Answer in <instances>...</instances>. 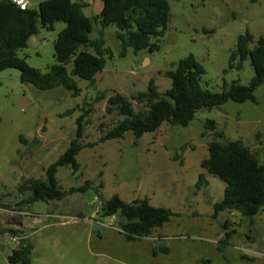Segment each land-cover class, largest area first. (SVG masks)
Wrapping results in <instances>:
<instances>
[{"label": "rangeland", "instance_id": "obj_1", "mask_svg": "<svg viewBox=\"0 0 264 264\" xmlns=\"http://www.w3.org/2000/svg\"><path fill=\"white\" fill-rule=\"evenodd\" d=\"M41 1L27 0L28 8L36 9ZM80 1L90 4L85 13L93 26L89 38L95 39L100 1ZM168 1L170 20L157 42L159 49L134 54L128 48L121 57L117 29L108 27L105 48L113 57L106 58L94 85L73 77L79 89L75 97L63 88L41 91L24 85L17 69L0 72V199L10 206L0 209V232L6 231L0 234V264H9L7 258L17 248L9 230L33 245L31 264H264V211L251 225L234 211L213 217V205L223 198L225 183L200 166L212 138L211 133L201 135L206 120L216 123L225 141H241L264 163V84L254 92L256 103L228 101L197 112L187 127L164 123L139 139L128 132L122 139L97 143L101 131L122 119L116 112H106L107 97L116 92L130 100L135 111L143 109L133 100L136 94L144 92L150 80L165 92L171 82L163 73L190 54L203 66L201 85L211 92H220L224 83L233 81L248 85L253 77L248 60L237 71L228 69V59L237 37L246 30L254 42L264 37V0ZM63 28L57 22L46 31L38 24L37 34L17 57L43 74L49 72L57 64L53 43ZM66 69L70 72L71 63ZM104 91L106 99L95 102ZM82 108H91V113L80 141L97 145L77 155V173L62 167L56 178L65 192L85 181H92V188L59 202L16 206L25 198L17 186L27 179H43L44 170L75 138ZM68 110L74 112L61 117ZM200 175L208 186L197 191ZM100 183L102 188L96 190ZM114 195L124 202L147 200L173 216L149 236L127 241L118 227L119 217H103L101 212V202Z\"/></svg>", "mask_w": 264, "mask_h": 264}, {"label": "trees", "instance_id": "obj_2", "mask_svg": "<svg viewBox=\"0 0 264 264\" xmlns=\"http://www.w3.org/2000/svg\"><path fill=\"white\" fill-rule=\"evenodd\" d=\"M99 1L102 8L95 18L99 25L98 37L90 39L93 26L91 19L84 13V9L88 7L86 2L44 0L38 3L36 9L20 10L11 0H0V72L8 68L17 69L24 85H31L41 91L63 88L75 97L79 89L73 77L94 85V76L103 71L106 58L113 57L111 50L105 48L104 31L108 27L114 26L117 29L115 37L121 45V57L126 55L128 48L134 54L141 51L153 53L159 49L157 42L163 37L170 20L168 0ZM57 22L64 24L53 43L57 64L43 74L27 66L23 59L17 57V52L26 48L29 39L37 34L38 24L46 31H52ZM246 60L253 70V77L248 85L233 81L224 83L220 92H211L201 85L205 75L203 66L190 54L172 64L174 69L163 73L171 82L170 88L165 92H159L154 81L150 80L147 89L136 94L133 100L144 105L139 111H135L131 101L119 93L113 92L106 99L107 92H99L95 102L106 99V112H116L122 119L108 130L101 131L97 143L122 139L128 132L139 139L146 133L157 131L164 123L187 127L197 112L220 108L228 101L256 103L254 92L264 84V37L261 36L254 42V37L248 30L237 37L235 48L229 54L228 69L240 71ZM70 63L71 70L68 72L66 65ZM82 111L76 121L75 138L70 141L63 154L44 170V178L27 179L17 186V193L25 198L16 206L29 207L35 202H59L69 194L85 193L92 188L93 182L85 181L82 186L65 192L56 178L58 168L62 167L77 173L80 169L77 155L83 149L97 145L82 144L80 141L84 126L88 123L85 119L90 115L91 108L85 111L82 108ZM73 112L68 110L61 117ZM207 133H211L212 138L208 143V155L200 166L209 175L225 183L223 198L213 205V217L224 211H234L249 219L251 225L253 218L264 211V163H260L250 148L241 141H225L224 133L217 129L213 120L205 121L202 137ZM207 186L205 176L200 175L195 189L199 191ZM98 188H102V183L95 189ZM9 208L0 199V209ZM101 212L103 217H119L118 227L127 241L149 236L153 229L161 228L173 216L170 210L154 207L147 200L124 202L117 195L101 202ZM5 233V230L0 232ZM9 233L14 237L19 232L9 230ZM225 236L227 240L230 234L226 233ZM32 250L30 242L21 240L19 246L11 250L8 263L31 264Z\"/></svg>", "mask_w": 264, "mask_h": 264}, {"label": "built area", "instance_id": "obj_3", "mask_svg": "<svg viewBox=\"0 0 264 264\" xmlns=\"http://www.w3.org/2000/svg\"><path fill=\"white\" fill-rule=\"evenodd\" d=\"M12 4L17 6L20 10H26L28 8L27 0H11ZM12 241H16L17 247L19 246L21 239L18 240L17 237H13Z\"/></svg>", "mask_w": 264, "mask_h": 264}, {"label": "crops", "instance_id": "obj_4", "mask_svg": "<svg viewBox=\"0 0 264 264\" xmlns=\"http://www.w3.org/2000/svg\"><path fill=\"white\" fill-rule=\"evenodd\" d=\"M73 1V0H72ZM74 2V1H73ZM76 2H88V1H76ZM101 8H102V3L100 2V6L98 7V12H100L101 11ZM87 9H90V4L88 3V7L86 8V9H84V13H85V10H87ZM99 14V13H98ZM85 15H86V13H85ZM87 16V15H86Z\"/></svg>", "mask_w": 264, "mask_h": 264}]
</instances>
